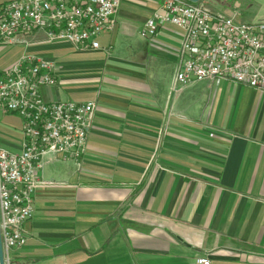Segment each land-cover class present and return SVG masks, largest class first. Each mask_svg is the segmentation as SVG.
Returning <instances> with one entry per match:
<instances>
[{"label":"crops","instance_id":"obj_1","mask_svg":"<svg viewBox=\"0 0 264 264\" xmlns=\"http://www.w3.org/2000/svg\"><path fill=\"white\" fill-rule=\"evenodd\" d=\"M15 0H0V5ZM98 50L0 44V73L25 56L53 66L48 103L96 104L81 168L47 156L27 243L6 264H264V92L202 81L173 93L183 32L141 35L160 0H120ZM252 23L264 0H207ZM162 134V137L160 136ZM23 121L0 111V148L19 153Z\"/></svg>","mask_w":264,"mask_h":264},{"label":"built area","instance_id":"obj_2","mask_svg":"<svg viewBox=\"0 0 264 264\" xmlns=\"http://www.w3.org/2000/svg\"><path fill=\"white\" fill-rule=\"evenodd\" d=\"M120 0H15L0 5V44L28 45L42 32L48 42L98 50L99 37L117 25ZM163 26L183 32L172 91L202 81H230L264 92V19L243 23L214 13L207 0H160L141 35L155 38ZM53 66L23 57L0 73V111L23 121L19 153L0 148V225L6 259L27 243L25 224L34 216L36 194L64 183L41 176L45 158L61 156L81 168L96 104L48 103L42 87L56 85ZM161 133V137H162ZM197 264H211L209 257Z\"/></svg>","mask_w":264,"mask_h":264},{"label":"water","instance_id":"obj_3","mask_svg":"<svg viewBox=\"0 0 264 264\" xmlns=\"http://www.w3.org/2000/svg\"><path fill=\"white\" fill-rule=\"evenodd\" d=\"M0 264H6V257L3 250V242L1 236V225H0Z\"/></svg>","mask_w":264,"mask_h":264}]
</instances>
